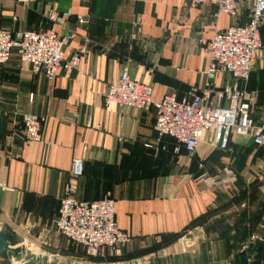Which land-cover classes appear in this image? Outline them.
<instances>
[{"label":"crops","instance_id":"1","mask_svg":"<svg viewBox=\"0 0 264 264\" xmlns=\"http://www.w3.org/2000/svg\"><path fill=\"white\" fill-rule=\"evenodd\" d=\"M187 2L0 0V25L7 30L47 28L42 10L48 3L59 13L86 18L85 24L71 19L76 35L63 50L64 58L79 53L77 69L61 68L49 82L15 53L0 66V222L24 239L25 250L32 247L34 264H59L81 255L54 230L75 159L84 163L82 176L73 181L75 197L91 201L110 193L115 222L132 238L117 254L94 259L96 264H238L240 244L257 218L225 216L224 208L212 212L222 185L208 177L228 160L209 145L210 134H204L193 155L182 148L175 153V142L154 132L152 108L103 103L107 86L124 69L150 85L155 100L208 86L204 103H219L213 92L232 78L222 70L207 77L206 48L198 41H208L233 19L214 16L212 4L189 8ZM251 11L252 0H239L237 23H246ZM260 38L262 48L245 83L254 92L250 104L256 120H264V26ZM24 113L44 119L40 142H22ZM230 142L235 149L252 145L233 135ZM189 232L200 241L185 247L182 240L175 242ZM0 264L10 262L0 259Z\"/></svg>","mask_w":264,"mask_h":264},{"label":"built area","instance_id":"2","mask_svg":"<svg viewBox=\"0 0 264 264\" xmlns=\"http://www.w3.org/2000/svg\"><path fill=\"white\" fill-rule=\"evenodd\" d=\"M205 3L215 6L214 16L226 14L233 19L225 30L216 31L208 41H198L206 48L207 77L212 78L214 73L222 70L232 78L231 82L213 92L219 103H204L205 96L210 92L208 86L202 89L192 87L182 97L169 92L160 100H155L151 86L132 78L126 69L115 82L107 86L103 103L136 111L152 108L154 132L158 138L173 140L175 153L182 148L187 155H193L205 133L211 136L209 145L222 152L228 151L232 135L248 138L257 148L264 147V120H256L252 116L250 102L254 92H249L245 87L252 61L262 48L260 29L264 26V0H252L250 18L244 24L236 21L239 0L187 2L189 8ZM42 18L48 27L38 31L7 30L0 25V66L6 64L15 53L19 62L29 64L34 72H40L47 81L52 82L59 69L78 68L79 53L74 52L64 58L63 50L76 35L69 25L71 19L77 24H85L86 18L74 16L67 11L59 13L50 3L44 6ZM138 26L139 21L136 20L134 27ZM43 121L41 116L22 114V142H40ZM83 168L81 159L72 160L69 178L59 199L54 230L81 254L78 257L80 261L96 264L94 259L117 254L132 238L115 222L114 200L110 193L91 201L75 197L73 181L82 176ZM222 173L223 176L217 174L208 179L216 186L236 181V175L231 169L224 167ZM262 240L264 235L249 234L238 253L250 254L248 252ZM253 259L252 255L248 264Z\"/></svg>","mask_w":264,"mask_h":264},{"label":"rangeland","instance_id":"3","mask_svg":"<svg viewBox=\"0 0 264 264\" xmlns=\"http://www.w3.org/2000/svg\"><path fill=\"white\" fill-rule=\"evenodd\" d=\"M233 145L229 147L228 151L224 152L226 160H228L225 168L233 171L236 175V181L226 183L218 189L221 199L219 200V205H214L212 212L215 213L216 210L224 208L225 216L234 213L245 217V221H250L255 217L257 218V224L256 226L249 227L250 231L247 236L252 233L264 235V149H257L251 146L242 149L241 147H237L235 149ZM221 170L222 168L219 171L216 170L214 173L219 174ZM213 219L215 221L216 217ZM193 234L194 232H189L188 234L178 236L175 242L177 243L182 240L183 247H185L189 246L194 240L195 242L200 241V238H193L196 237ZM37 247L40 248L39 246ZM28 249L31 251L27 252V256H25V260H27L26 264H34L29 259L30 255H34V251L32 247ZM250 264H259V254L254 255V259Z\"/></svg>","mask_w":264,"mask_h":264},{"label":"water","instance_id":"4","mask_svg":"<svg viewBox=\"0 0 264 264\" xmlns=\"http://www.w3.org/2000/svg\"><path fill=\"white\" fill-rule=\"evenodd\" d=\"M25 242L18 234H16L11 228L4 223L0 222V259L9 261L10 264H26L25 256L30 249H24ZM257 249H260L259 264H264V240L258 242L254 248L248 253L243 254L237 258L238 264H248V259L256 254ZM22 257L21 259H18ZM32 260V259H31ZM38 264V263H37ZM59 264H91L84 263L77 258L62 259Z\"/></svg>","mask_w":264,"mask_h":264},{"label":"trees","instance_id":"5","mask_svg":"<svg viewBox=\"0 0 264 264\" xmlns=\"http://www.w3.org/2000/svg\"><path fill=\"white\" fill-rule=\"evenodd\" d=\"M251 144H252V143H251ZM230 146H231V142L229 143V147H230ZM251 146H252L253 148H257V147H255L253 144H252ZM257 149H264V147H259V148H257ZM239 152H241V150H239ZM83 169H84V168H83ZM246 238H247V237H246ZM246 238H245V239H246ZM244 241H245V240H244ZM244 241H243V242H244ZM243 242H242V243H243ZM242 243H241L240 245H242ZM239 248H240V247H239ZM238 250H239V249H238ZM259 253H260V252L258 251L257 254H259ZM238 254H239V253H238ZM257 254H256V255H257ZM238 256H241V255L239 254Z\"/></svg>","mask_w":264,"mask_h":264}]
</instances>
